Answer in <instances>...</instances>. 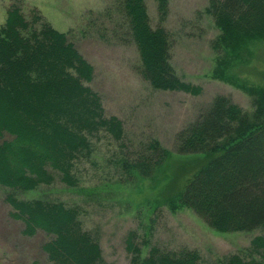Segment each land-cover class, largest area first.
<instances>
[{"label": "trees", "instance_id": "trees-1", "mask_svg": "<svg viewBox=\"0 0 264 264\" xmlns=\"http://www.w3.org/2000/svg\"><path fill=\"white\" fill-rule=\"evenodd\" d=\"M158 26L153 28L145 0H116L120 29L137 53V74L156 91L197 95L201 89L174 70L171 40L161 26L168 0H154ZM205 12L219 30L210 77L239 87L251 99L250 112L229 97L211 103L175 135L177 156L196 157L195 169H181L182 184L162 200L171 210L192 211L210 229L251 232L264 228V86L239 84L230 68L244 64L248 41L264 38V0H207ZM240 41H237L239 40ZM94 68L67 33L47 22L36 9H7L0 26V187L10 190L4 201L9 216L22 223L21 234L38 231L51 238L42 245L48 264H105L97 241L82 227L81 210L43 198L14 195L51 185L56 177L78 187L76 165L90 161L104 137L124 145V129L116 116H106L101 98L88 84ZM8 135L10 139H3ZM96 157V154L95 156ZM170 152L156 139L113 160L124 182L146 181L167 161ZM182 160H186L183 158ZM167 166V165H165ZM162 188V187H161ZM94 191L81 194L93 195ZM252 243L264 250V239ZM131 264H199L197 251L149 248L143 255L129 234ZM222 264H260L233 255Z\"/></svg>", "mask_w": 264, "mask_h": 264}, {"label": "rangeland", "instance_id": "rangeland-1", "mask_svg": "<svg viewBox=\"0 0 264 264\" xmlns=\"http://www.w3.org/2000/svg\"><path fill=\"white\" fill-rule=\"evenodd\" d=\"M116 0H0V26L11 6L24 14L36 9L55 29L67 33L82 56L93 65L94 77L88 84L101 98L106 116H116L123 125L124 145L101 137L90 161L76 165L78 187L69 188L55 178L34 192L14 191L19 199L43 198L81 210L82 227L98 242L105 264H131L126 239L145 255L157 246L167 251H197L199 264H222L236 255L244 261L264 264V250L252 243L264 239V228L251 232L223 233L210 229L192 211L171 210L162 200L182 184L180 172L195 169L196 157L177 156L175 135L190 124L217 95L229 97L250 112V97L239 87L212 79L219 30L205 12L207 0H168L169 13L161 24L170 36V62L177 75L197 86V95L153 90L137 74L135 47L120 29ZM153 28L158 26L156 3L145 0ZM237 41H240L237 40ZM244 64L228 71L239 84L264 86V38L248 41ZM3 139H10L5 135ZM152 139L170 152L167 161L151 178L130 183L115 172L112 164L122 154L140 149ZM1 141V140H0ZM96 154V157H94ZM186 158V160H182ZM162 187V188H161ZM93 195L81 194L94 191ZM10 190L0 187V264H48L42 245L51 237L38 231L33 237L21 234L22 223L13 220L11 207L4 201ZM81 191V192H80Z\"/></svg>", "mask_w": 264, "mask_h": 264}]
</instances>
